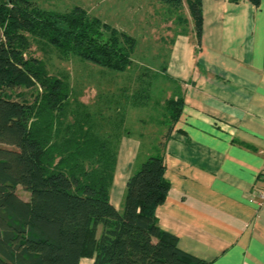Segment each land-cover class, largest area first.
<instances>
[{"label": "trees", "instance_id": "1", "mask_svg": "<svg viewBox=\"0 0 264 264\" xmlns=\"http://www.w3.org/2000/svg\"><path fill=\"white\" fill-rule=\"evenodd\" d=\"M162 1L177 16V37L187 35L183 0ZM186 2L201 43L203 0ZM0 32V264H208L183 252L156 217L171 189L164 152L183 114L182 83L165 66L144 69L134 86L85 103L70 76L52 74L33 48L117 78L133 68L138 40L80 6L57 11L35 0H0ZM161 80L171 87L164 99ZM21 89L27 91L9 92ZM131 108L154 110L149 120L157 129L149 145L139 133L148 156L117 210L111 191L122 141L133 135Z\"/></svg>", "mask_w": 264, "mask_h": 264}, {"label": "crops", "instance_id": "2", "mask_svg": "<svg viewBox=\"0 0 264 264\" xmlns=\"http://www.w3.org/2000/svg\"><path fill=\"white\" fill-rule=\"evenodd\" d=\"M202 8L201 43L188 16L189 33L164 65L182 83L185 105L166 143L171 189L156 217L183 252L208 264H264V206L251 198L264 170V0H203ZM141 153L139 134L123 139L111 191L117 210L148 156Z\"/></svg>", "mask_w": 264, "mask_h": 264}, {"label": "rangeland", "instance_id": "3", "mask_svg": "<svg viewBox=\"0 0 264 264\" xmlns=\"http://www.w3.org/2000/svg\"><path fill=\"white\" fill-rule=\"evenodd\" d=\"M43 8L57 11H68L76 6L85 9L91 17H98L103 22L123 31L138 40L137 52L134 56L135 64L126 75L112 78V75H104L101 70L91 64L82 65L76 60L65 62L57 56L45 57L40 51L33 48L38 58L47 60L49 69L55 75H69L75 94L81 99L92 104L97 94L118 93L122 87L135 85L138 76L144 69L150 72H161L169 57L172 41L177 38L181 29L176 22L177 16L168 10V5L162 0H35ZM183 17L190 16L186 0H183ZM2 33L0 32V36ZM162 81V80H161ZM160 89L167 98L171 95L170 85L160 82ZM27 89L9 91L13 95L25 92ZM152 113V114H151ZM154 110L130 109L127 116V127L133 133L143 132L146 136V145L150 144L157 125L151 123L150 116L155 115ZM145 120V124L142 122ZM135 122L136 124H133ZM165 131L162 130L163 134ZM154 137V136H153ZM24 199H29V194L21 187L17 190Z\"/></svg>", "mask_w": 264, "mask_h": 264}, {"label": "built area", "instance_id": "4", "mask_svg": "<svg viewBox=\"0 0 264 264\" xmlns=\"http://www.w3.org/2000/svg\"><path fill=\"white\" fill-rule=\"evenodd\" d=\"M251 198L259 206H264V170L260 176L259 183L253 188Z\"/></svg>", "mask_w": 264, "mask_h": 264}]
</instances>
